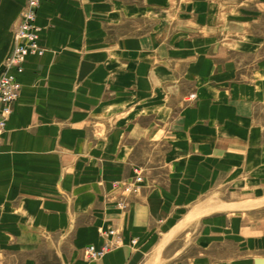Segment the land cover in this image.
I'll use <instances>...</instances> for the list:
<instances>
[{
    "label": "crops",
    "instance_id": "1",
    "mask_svg": "<svg viewBox=\"0 0 264 264\" xmlns=\"http://www.w3.org/2000/svg\"><path fill=\"white\" fill-rule=\"evenodd\" d=\"M24 5L0 0V75ZM218 8L41 0L0 134V264H264V204L229 207L264 168V61Z\"/></svg>",
    "mask_w": 264,
    "mask_h": 264
},
{
    "label": "rangeland",
    "instance_id": "2",
    "mask_svg": "<svg viewBox=\"0 0 264 264\" xmlns=\"http://www.w3.org/2000/svg\"><path fill=\"white\" fill-rule=\"evenodd\" d=\"M215 2L219 6L218 9L222 11V15L228 10L226 9L227 4H230V10L234 12L232 19L235 22L238 21L237 24H232V29L237 31L236 38H225L222 42H229L232 45L236 43V47L238 46L239 50L241 48L247 50L249 53L247 54L252 55L255 61L257 59L264 61V0H215ZM246 186L248 188L242 190L243 188H241L239 183L234 185L235 191H233V197L231 198L237 202L229 206L230 208L241 209L242 205H244L242 203L259 200L258 198L264 192V168L249 175ZM257 205H260V203Z\"/></svg>",
    "mask_w": 264,
    "mask_h": 264
},
{
    "label": "built area",
    "instance_id": "3",
    "mask_svg": "<svg viewBox=\"0 0 264 264\" xmlns=\"http://www.w3.org/2000/svg\"><path fill=\"white\" fill-rule=\"evenodd\" d=\"M40 3L41 0H25V5L20 12L19 23L14 31L12 52L0 75V134L6 125L12 112V106L17 101L21 89V84L12 69L21 71L28 55L42 52V48L38 43L40 28L36 23ZM106 248H108L107 245L100 250H96L91 246L89 252L92 256H100Z\"/></svg>",
    "mask_w": 264,
    "mask_h": 264
},
{
    "label": "bare ground",
    "instance_id": "4",
    "mask_svg": "<svg viewBox=\"0 0 264 264\" xmlns=\"http://www.w3.org/2000/svg\"><path fill=\"white\" fill-rule=\"evenodd\" d=\"M262 202H264V199L263 200L252 201V202H249V203H242L244 205H242V204H240V205H242L241 208H249V207H252L254 205H257L258 203H260V205H261ZM243 206H247V207H243ZM200 209L201 208H199V207L197 208L198 211H200ZM144 264H152V263H151V260H149L147 263H144Z\"/></svg>",
    "mask_w": 264,
    "mask_h": 264
}]
</instances>
